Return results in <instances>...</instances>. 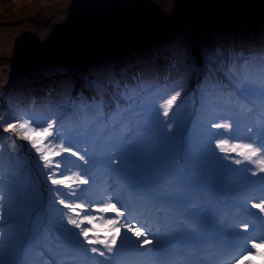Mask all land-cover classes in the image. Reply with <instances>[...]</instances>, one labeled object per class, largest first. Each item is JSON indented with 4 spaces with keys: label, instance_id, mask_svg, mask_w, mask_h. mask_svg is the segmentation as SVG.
Wrapping results in <instances>:
<instances>
[{
    "label": "rangeland",
    "instance_id": "374dc122",
    "mask_svg": "<svg viewBox=\"0 0 264 264\" xmlns=\"http://www.w3.org/2000/svg\"><path fill=\"white\" fill-rule=\"evenodd\" d=\"M262 53L264 0H0V163L7 167L0 170V197L14 205L26 191L35 199L34 186L49 182L37 148L47 154L52 142L62 140L56 120L54 135L47 138L25 140L19 127L37 126L34 109L45 114L39 128L57 114L38 103L57 95V103H63L57 121L72 119L74 108L91 102L89 95H112L109 87L119 75L129 77L122 81L131 90L140 67L139 76L148 81L152 65H161L170 78L167 86H173L166 92L181 93L176 103L186 118L194 109L192 98L202 100L200 86L236 82L240 70L254 68L252 60L264 63ZM169 99L147 102V107L158 116ZM170 116L171 109L166 121L174 129L177 120ZM10 124L17 126L6 131ZM66 145L64 140L61 146ZM16 169L21 182L10 188L6 179ZM22 186L27 188L22 191ZM49 196L55 199L52 192Z\"/></svg>",
    "mask_w": 264,
    "mask_h": 264
},
{
    "label": "snow or ice",
    "instance_id": "6c2138e0",
    "mask_svg": "<svg viewBox=\"0 0 264 264\" xmlns=\"http://www.w3.org/2000/svg\"><path fill=\"white\" fill-rule=\"evenodd\" d=\"M181 95L180 92H176L175 95L171 96V99L167 100L166 105H164L163 115L167 117L169 115V110L172 105L177 101V98ZM201 99L207 100L204 92H201ZM142 115L139 117V121L134 130L131 131L130 135H116L115 129L111 130L109 135L112 136L111 142L107 143L104 148L108 155V159L111 160L113 157L111 153H118L122 160L126 161L128 167L131 169L133 167L134 161L139 163L142 161H148L149 167L151 169L152 180L155 183L151 185V193L145 194L139 193L140 195L146 196L149 199L162 202L168 207L175 210H179L181 214H186L185 218L192 216L193 214L187 212V205L190 203V197L195 195L198 190L202 189L205 184H220L223 182L224 177H199L193 175V169L190 165H194L198 157L193 152V140L188 136L187 129L182 128L180 121H176V135H171L173 133L172 123H162L158 121L157 116L150 107H144L141 109ZM17 125L10 124L6 131H13ZM21 129L25 130L23 139L28 140L32 135H39L43 137H51L54 135L55 129L53 124L49 123L47 127H32L27 123L19 124ZM212 128H220L221 125L218 123H213ZM224 127H230V125H224ZM165 128L167 131H165ZM188 137L187 140L185 137ZM69 143L64 147V151L69 153L70 156L76 157L77 160L81 161L85 167L83 170L84 178L79 179V184L90 186L94 181L89 178L90 171L95 167L97 157L95 153L85 150L80 152L72 147L73 142L79 143L80 139L75 134H70L68 136ZM88 137H84V141L87 142ZM33 147L36 146V141H31ZM219 147V145H217ZM241 147V151L237 154L244 156L247 160L252 161L254 157L257 156L259 149L254 148L251 145L237 146ZM135 149V151H132ZM202 151L205 149H201ZM236 150L235 148L233 149ZM38 152H41V159L44 160L45 167L50 163L49 155L51 153H44L40 148H37ZM59 155V153H55ZM237 164L240 161H236ZM260 167V171L264 172V160L256 161ZM58 166V165H57ZM110 171L119 172V169H114ZM253 176L256 175L255 172L252 173ZM52 185H63L66 184V179H54L51 175L48 177ZM145 183H150L149 180H145ZM2 180H0V187H2ZM249 185L261 184L264 185V176L260 177L259 180L247 181ZM88 189H85L87 191ZM13 192L17 190L12 189ZM2 199V197H0ZM58 203L63 204L64 207H72L66 204L63 200H59ZM80 204H76L72 207V211L75 212L77 208H80ZM252 208H258L261 212H264V203L251 205ZM101 212H115L117 216H122L124 213L119 211L115 204H107L102 208L98 209ZM79 215V213H76ZM83 222V221H82ZM67 223L69 225H74L77 228L80 227L76 220L68 219ZM87 223H93L91 217L87 218ZM109 224H115L116 221L109 220ZM62 227V225H61ZM247 225H245V228ZM116 233L120 232V228H114ZM127 232H131L133 236L137 239L145 235V232L140 230V228L128 227ZM82 235L85 241L89 245L101 244L109 253L114 252L115 245L117 244V237L113 235L110 239H87L88 231H83ZM127 239V236H125ZM173 237L169 235L164 244L171 242ZM152 243L151 240H146L141 243ZM157 244L161 245L162 242L157 240ZM252 248L264 247L261 243H252ZM92 252H96V248L91 249ZM0 252H2V247H0ZM103 255V253H101ZM257 255H264V253H257ZM249 260L252 259L251 256L247 257ZM0 264H4L3 259H0ZM185 264H202V262L197 261H187Z\"/></svg>",
    "mask_w": 264,
    "mask_h": 264
},
{
    "label": "trees",
    "instance_id": "16d2710c",
    "mask_svg": "<svg viewBox=\"0 0 264 264\" xmlns=\"http://www.w3.org/2000/svg\"><path fill=\"white\" fill-rule=\"evenodd\" d=\"M262 54H264V53H262ZM253 62L252 63H250L252 66H254L255 64H254V62H255V60H252ZM139 65H143V64H139ZM152 67H155L156 69H159L160 68V65H158V66H153L152 65ZM141 72H143V69H142V67H140V70L139 71H137L136 73H141ZM118 81H117V83H116V85L115 86H113V87H109V91H110V93L112 94L116 89L118 90L119 89V85H118V83L119 82H123L122 80L123 79H129V77H126V78H122L121 77V75H119L118 76ZM200 84H201V82H200ZM231 85H233V86H235L236 88H242L240 85H236V84H232L231 83ZM200 90H202L203 92H206V88H205V86H200ZM84 91H86V90H84ZM86 93V92H85ZM205 95H206V93H204ZM192 102L194 103V109H195V111L196 110H199L198 112H196L195 114L196 115H199V113H200V111H202L203 113H206L207 114V112H208V109L206 108H204V105H208V103L206 102V101H204V100H201L200 101V98L199 97H193L192 98ZM211 105H213V104H211ZM184 117V116H183ZM203 121H201V122H199V124H203V122H205V120H207V118L206 117H200ZM194 119H195V117H193V121H194ZM199 124H196V126H197V128H201V125H199ZM192 129H194V126H193V128ZM21 134V133H20ZM21 136H24L23 134H21ZM46 171V170H45ZM44 171V172H45ZM49 173L48 172H46V176L48 175ZM48 179V178H47ZM46 179V180H47ZM34 189L35 190H41V193L44 195V196H48L50 193H51V190H50V188L49 187H47V186H45V185H42V187H41V185H40V187L39 186H37V187H35L34 186ZM37 193H38V191H37ZM37 206H39V208H41V210H43V211H46V212H48V213H51L52 214V210L50 209V208H45L44 207V205H43V203H42V198H41V194H40V192L38 193V201H37ZM44 213V212H43ZM21 214V213H20ZM31 214L32 215H35L34 214V212H32L31 211ZM25 225H27L28 223H24Z\"/></svg>",
    "mask_w": 264,
    "mask_h": 264
},
{
    "label": "water",
    "instance_id": "95a60500",
    "mask_svg": "<svg viewBox=\"0 0 264 264\" xmlns=\"http://www.w3.org/2000/svg\"><path fill=\"white\" fill-rule=\"evenodd\" d=\"M133 12H135V10H133ZM92 17V16H91ZM99 17V16H98ZM99 18H102V17H99ZM102 19H105V18H102ZM33 21V20H32ZM36 23H40V24H44L45 25V22L44 21H37V20H34Z\"/></svg>",
    "mask_w": 264,
    "mask_h": 264
}]
</instances>
